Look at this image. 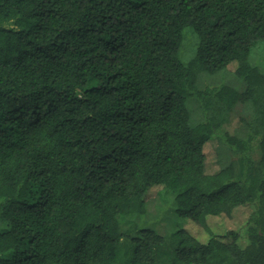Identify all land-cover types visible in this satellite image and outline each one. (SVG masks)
<instances>
[{"label":"trees","instance_id":"trees-1","mask_svg":"<svg viewBox=\"0 0 264 264\" xmlns=\"http://www.w3.org/2000/svg\"><path fill=\"white\" fill-rule=\"evenodd\" d=\"M262 42L264 0H0V264H264ZM162 190L190 228L122 230Z\"/></svg>","mask_w":264,"mask_h":264},{"label":"rangeland","instance_id":"rangeland-1","mask_svg":"<svg viewBox=\"0 0 264 264\" xmlns=\"http://www.w3.org/2000/svg\"><path fill=\"white\" fill-rule=\"evenodd\" d=\"M198 44V37L193 29L189 28L185 31L183 46L181 49L180 56L184 62L190 61L196 52ZM251 60L254 64H257L264 71V43H260L252 52ZM208 83L211 84H229L235 86L240 90L245 88V83H243L231 70H222L216 74H211L208 72H201L198 78V84L204 86ZM189 107L192 113V121L198 122L202 120L203 113L201 106L197 101L192 100L189 103ZM236 112L239 116L245 119H250L253 116V106L250 102L238 103L236 105ZM218 148V154L216 152ZM206 152L208 154L207 158V168L211 172L218 171L221 167H224L233 161L237 160L238 155L234 153L230 148L224 144V142L214 139L208 143L206 147ZM247 213L245 212L244 217ZM244 219V218H243ZM123 225L122 230H126L131 223L137 222L140 227H146L153 229L159 234L167 235L180 226H187L184 219L178 216L174 197L172 194L168 193L166 190L154 193L147 200V211L143 215L130 216L127 219L122 218ZM194 226L197 225L190 221ZM186 227V228H187ZM137 234V233H134Z\"/></svg>","mask_w":264,"mask_h":264}]
</instances>
